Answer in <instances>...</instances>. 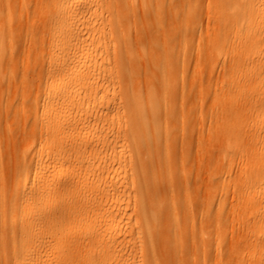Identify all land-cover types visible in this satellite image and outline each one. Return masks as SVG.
I'll use <instances>...</instances> for the list:
<instances>
[{"label":"bare ground","instance_id":"bare-ground-1","mask_svg":"<svg viewBox=\"0 0 264 264\" xmlns=\"http://www.w3.org/2000/svg\"><path fill=\"white\" fill-rule=\"evenodd\" d=\"M128 1L36 0L38 21L25 22L17 47L0 23V63L12 65L14 54L33 52V72L45 83L42 108L23 111L21 138L8 123L0 135V264H110L116 252L185 236L195 224L192 202L201 206L202 218L210 216L214 177L207 176L204 195L193 201L187 195L184 204L171 186L162 187L160 127L162 108H170L169 67L154 70L162 82L158 102L152 89H117L124 63L146 60L135 55L129 35L117 32L135 15L126 10ZM202 1L175 0L170 14L180 17L175 38L182 65L188 39L200 28ZM209 2L214 34L205 47L213 62L222 60L225 79L213 97L222 108L216 123L225 142L221 154L238 151L243 164L228 187L216 184L220 199L233 198L240 239L230 253L237 252V263L244 255L264 264V0ZM162 3L144 0L143 14L154 19L153 44L165 46L171 59V40L157 33ZM184 95L182 87V106ZM226 161L221 166L230 178L231 155ZM200 223L192 236L209 238Z\"/></svg>","mask_w":264,"mask_h":264},{"label":"rangeland","instance_id":"rangeland-1","mask_svg":"<svg viewBox=\"0 0 264 264\" xmlns=\"http://www.w3.org/2000/svg\"><path fill=\"white\" fill-rule=\"evenodd\" d=\"M162 24L157 33L162 39H170L173 53L171 59L166 56L165 46L153 44L154 19L145 18L144 0L128 1L126 10L134 12V17L124 23L117 30L129 35L134 41L133 51L136 56L146 57L142 63L136 60L133 66L124 63L126 74L117 82L119 92L144 93L152 89L156 101L162 100L160 86L162 82L155 76V69L169 67L168 102L170 108H162V187H172L174 196L180 204H184L188 195L193 201L196 195L206 192V179L210 175L215 178L213 185V208L208 219L202 218L201 206L192 202L190 214L195 222L194 227H187L185 236L175 238H162L156 241L152 249L138 250L127 249L110 256V264H251L243 255L242 263H237V252L230 253V248L239 243L238 226L232 218V195L222 196L221 188L217 183L226 188L230 179L243 168L239 160L238 151H231V162L227 165V172L231 177H226L221 163H228V154H221L225 142L221 143L223 130L216 124L222 119L219 103L214 100L215 92L219 91L225 79L221 75V63L210 59L206 41L214 34L212 17L209 15V0H203L199 9V23L197 34L188 39L185 49L186 59L180 63L181 47L178 35L179 19L170 16L177 10L175 0L170 2L162 0ZM36 0H0L2 17L0 23L6 27V39L16 46L26 36L25 22H37ZM123 20V19H122ZM186 25H192L189 18ZM11 39H10V37ZM116 37V36H115ZM37 42V40H35ZM17 47V46H16ZM17 50V48H15ZM14 49V51H16ZM14 53V52H13ZM16 53V52H15ZM213 62L214 64H212ZM154 65H158L154 66ZM35 54H14V62L0 63V135L4 133V124L15 129L21 138V126H18L23 111L28 108H42L45 99V83L33 72ZM215 73L211 74V69ZM213 68V69H214ZM158 72V70H157ZM130 73V74H129ZM185 90V99L181 105V88ZM234 149V148H233ZM224 153V152H222ZM166 167V168H165ZM6 172V168L1 169ZM222 173V174H221ZM223 175L219 178V176ZM171 184V185H169ZM219 184V185H220ZM220 185V186H221ZM169 187V188H171ZM222 206L219 207V204ZM209 230V238L192 236V231L198 233L199 225ZM163 222H168L167 218ZM165 224V225H166ZM97 257V256H95Z\"/></svg>","mask_w":264,"mask_h":264}]
</instances>
